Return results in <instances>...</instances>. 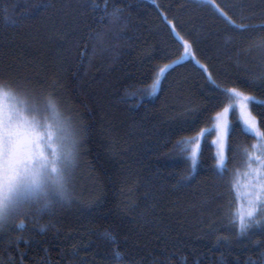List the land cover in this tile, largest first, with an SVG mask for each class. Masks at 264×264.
Segmentation results:
<instances>
[{
	"label": "trees",
	"instance_id": "obj_1",
	"mask_svg": "<svg viewBox=\"0 0 264 264\" xmlns=\"http://www.w3.org/2000/svg\"><path fill=\"white\" fill-rule=\"evenodd\" d=\"M260 25L264 0H0V84L75 141L64 192L0 226V264H264L236 184L256 137L232 110L220 164L212 130L236 89L264 134Z\"/></svg>",
	"mask_w": 264,
	"mask_h": 264
},
{
	"label": "snow or ice",
	"instance_id": "obj_2",
	"mask_svg": "<svg viewBox=\"0 0 264 264\" xmlns=\"http://www.w3.org/2000/svg\"><path fill=\"white\" fill-rule=\"evenodd\" d=\"M232 27L243 31L248 26L242 29L237 25ZM188 48L186 43V54ZM231 91L244 107L255 100L236 89ZM74 150L75 141L71 139L66 122L59 118L53 100L41 105L35 98L13 92L0 84V223L16 209L19 199L26 194H62ZM261 211H264V199L258 197L247 218L240 217L241 232L251 227L253 222L258 223L255 217Z\"/></svg>",
	"mask_w": 264,
	"mask_h": 264
},
{
	"label": "rangeland",
	"instance_id": "obj_3",
	"mask_svg": "<svg viewBox=\"0 0 264 264\" xmlns=\"http://www.w3.org/2000/svg\"><path fill=\"white\" fill-rule=\"evenodd\" d=\"M225 109H227V111H225ZM225 109L215 116L212 126L214 133L213 143L215 153L220 164L223 163L225 159L226 136L229 128L228 118L232 110L237 112V115L245 129L252 133L257 140L254 144V154L250 160V163L247 165L246 169L240 173L236 181L238 197L241 202V210L243 212V216L247 218V213L253 211V202L256 201L258 197L264 199V163H262L264 162V139L261 137L256 127L255 120L249 113L248 106L244 107L243 104L239 102L238 97H235L232 103ZM199 138L200 136L192 142V152L195 150L197 146L196 143L198 142ZM73 167L74 158L72 161V166L68 170L65 188L67 185H69V177ZM30 196V194L22 196L18 203L25 202V206L30 201ZM4 222L0 223V226L4 224Z\"/></svg>",
	"mask_w": 264,
	"mask_h": 264
}]
</instances>
